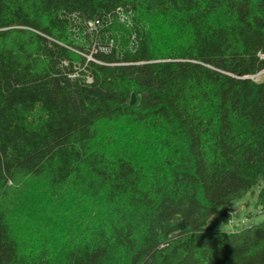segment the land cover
<instances>
[{
    "label": "trees",
    "instance_id": "1",
    "mask_svg": "<svg viewBox=\"0 0 264 264\" xmlns=\"http://www.w3.org/2000/svg\"><path fill=\"white\" fill-rule=\"evenodd\" d=\"M122 121L141 155L97 144ZM25 179L103 212L22 245ZM260 183L264 0H0V264H264V220L211 222Z\"/></svg>",
    "mask_w": 264,
    "mask_h": 264
},
{
    "label": "rangeland",
    "instance_id": "2",
    "mask_svg": "<svg viewBox=\"0 0 264 264\" xmlns=\"http://www.w3.org/2000/svg\"><path fill=\"white\" fill-rule=\"evenodd\" d=\"M155 27L158 32L166 33L162 27ZM165 46L164 43L162 47ZM132 137L134 129L124 121L102 123L98 126L97 144L112 153L119 154L127 150L129 154L141 155L135 152L140 144H134ZM144 158L147 160L148 157L145 155ZM261 187L262 183L228 203L229 221L222 220L219 213L215 214L211 218L215 228L221 232H233L238 228L262 222L264 205L259 201ZM102 212L103 207L99 203L73 189L65 190L62 199H54L43 180L25 179L12 203L8 205L7 218L18 242L32 247L44 235L49 241L62 240L69 235L78 236L83 231L81 228L91 226L92 221Z\"/></svg>",
    "mask_w": 264,
    "mask_h": 264
},
{
    "label": "water",
    "instance_id": "3",
    "mask_svg": "<svg viewBox=\"0 0 264 264\" xmlns=\"http://www.w3.org/2000/svg\"><path fill=\"white\" fill-rule=\"evenodd\" d=\"M130 103H131V105H133L135 103V95L134 94L132 95V99H131Z\"/></svg>",
    "mask_w": 264,
    "mask_h": 264
},
{
    "label": "built area",
    "instance_id": "4",
    "mask_svg": "<svg viewBox=\"0 0 264 264\" xmlns=\"http://www.w3.org/2000/svg\"><path fill=\"white\" fill-rule=\"evenodd\" d=\"M253 80H258L259 79V75H255L253 77H251Z\"/></svg>",
    "mask_w": 264,
    "mask_h": 264
}]
</instances>
